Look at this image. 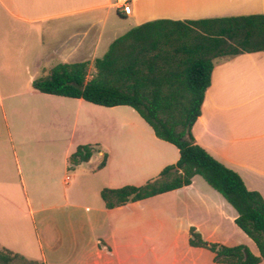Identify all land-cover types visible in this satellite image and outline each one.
Segmentation results:
<instances>
[{
    "label": "crops",
    "instance_id": "obj_1",
    "mask_svg": "<svg viewBox=\"0 0 264 264\" xmlns=\"http://www.w3.org/2000/svg\"><path fill=\"white\" fill-rule=\"evenodd\" d=\"M113 1L0 0V247L44 264H224L190 244L193 227L209 242L260 255L235 208L200 175L107 208L103 188L156 178L179 160L178 147L131 106L44 93L33 80L60 63L93 65L121 36L120 16L133 18L129 31L158 19L264 14V0H139L130 15ZM193 133L264 197V51L214 59ZM95 143L102 149L89 161L70 162L79 145ZM58 210L68 214L66 229L56 224Z\"/></svg>",
    "mask_w": 264,
    "mask_h": 264
},
{
    "label": "trees",
    "instance_id": "obj_2",
    "mask_svg": "<svg viewBox=\"0 0 264 264\" xmlns=\"http://www.w3.org/2000/svg\"><path fill=\"white\" fill-rule=\"evenodd\" d=\"M244 51H264V14L186 22L158 19L116 38L107 52L95 59L90 79L91 62L83 61L60 63L33 80L34 88L44 93L84 98L102 106H131L160 139L177 146L179 160L156 178L142 185L103 188L101 197L107 208H115L190 185L196 175L202 176L235 208L236 224L260 252L254 254L245 244L209 242L192 227L190 244L209 249L214 261L224 264H259L264 260V197L199 144L193 126L202 114L214 59ZM101 149L98 143L79 145L70 162H87ZM107 158L105 153L99 169L107 164ZM14 260L44 264L0 247V264Z\"/></svg>",
    "mask_w": 264,
    "mask_h": 264
},
{
    "label": "rangeland",
    "instance_id": "obj_3",
    "mask_svg": "<svg viewBox=\"0 0 264 264\" xmlns=\"http://www.w3.org/2000/svg\"><path fill=\"white\" fill-rule=\"evenodd\" d=\"M132 21H133V18L131 17H127V16H124V17H119V25H118V34L122 35L124 34L132 25ZM94 72V68L92 65L89 66V69H88V76H87V79H90L92 77V74ZM73 173L72 169H71V172L70 174ZM38 217V220L40 219V217L37 215ZM54 218L56 220V224L58 225V227H60L61 229H66L69 227V217H68V214L66 211H62V210H58L55 212V215H54ZM85 217L83 216V214L79 215V216H75L74 219H84ZM38 226H39V229L40 231L43 230V225L42 223L40 222L39 220V223H38ZM10 264H23L21 263L20 260H14L12 263Z\"/></svg>",
    "mask_w": 264,
    "mask_h": 264
},
{
    "label": "built area",
    "instance_id": "obj_4",
    "mask_svg": "<svg viewBox=\"0 0 264 264\" xmlns=\"http://www.w3.org/2000/svg\"><path fill=\"white\" fill-rule=\"evenodd\" d=\"M139 0H114L113 4L116 6L121 12L130 15L134 12L135 5ZM69 179L70 177L67 176Z\"/></svg>",
    "mask_w": 264,
    "mask_h": 264
},
{
    "label": "water",
    "instance_id": "obj_5",
    "mask_svg": "<svg viewBox=\"0 0 264 264\" xmlns=\"http://www.w3.org/2000/svg\"><path fill=\"white\" fill-rule=\"evenodd\" d=\"M84 87H82V89H83Z\"/></svg>",
    "mask_w": 264,
    "mask_h": 264
}]
</instances>
